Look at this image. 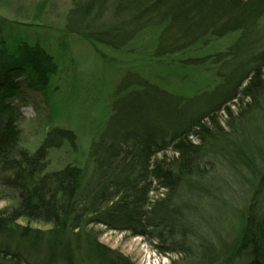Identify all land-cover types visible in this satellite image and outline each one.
<instances>
[{
  "label": "trees",
  "instance_id": "trees-1",
  "mask_svg": "<svg viewBox=\"0 0 264 264\" xmlns=\"http://www.w3.org/2000/svg\"><path fill=\"white\" fill-rule=\"evenodd\" d=\"M72 5L68 28L88 39L114 51L126 45L140 49L144 60H150L148 46L154 45L152 58L164 68L209 64L221 82L186 98L135 74L131 83L138 81L139 91L155 99L131 107L133 115L125 114L117 129L106 127L93 144L87 178L76 164L48 169L51 150L65 143L75 148L71 130L51 129L34 151L21 145L14 104L21 80L48 86L57 69L53 58L24 42L14 52L0 46V201L6 204L0 209V264H78L81 249L88 264H131L100 243L96 226L156 241L161 254H183L170 264H264V172L256 162L257 155L264 160V144L245 136L250 130L264 133V0H72ZM231 34L236 37L224 51L193 54ZM257 119L261 123L253 124ZM220 169L256 187L236 236L213 249L200 247L199 254L185 237L162 245L174 237L177 219L166 214L165 199L151 202L150 193L165 189L174 198L209 192L215 184L222 187ZM186 230L180 223L182 236Z\"/></svg>",
  "mask_w": 264,
  "mask_h": 264
},
{
  "label": "rangeland",
  "instance_id": "rangeland-1",
  "mask_svg": "<svg viewBox=\"0 0 264 264\" xmlns=\"http://www.w3.org/2000/svg\"><path fill=\"white\" fill-rule=\"evenodd\" d=\"M72 6V0H0V46L9 52H14L21 42L40 46L53 58L57 67L45 88L39 89L29 77L21 80V93L14 101L20 111L21 145L34 151L51 129L71 130L76 138L75 148L65 143L51 150L48 169L57 170L69 163L76 164L86 169L89 178L88 159L93 144L105 134L106 127L117 129L125 114L133 115L131 107L139 102L146 106L148 101L155 99V96L139 91L138 81L131 83L135 74L174 96L186 98L211 91L221 79L209 64L205 67L182 68L180 65L164 68L162 62L157 64L156 58H152L154 45L148 46L146 56L150 60H144L140 49L136 51L126 45L114 51L88 39L86 35L68 28ZM234 36L231 34L207 47H199L193 54L203 57L224 51L232 44ZM150 41L151 38L147 43ZM130 83L133 86H129ZM149 108H153L152 105L146 109L153 111ZM224 120L222 117L221 125H224ZM257 123L261 121L257 119L253 124ZM245 136L252 143L264 144V133L258 135V132L250 130ZM193 141L197 140L193 138ZM166 155L171 157L173 152L169 150ZM162 156L157 155L159 158ZM256 162L259 170L264 172V160L260 155H257ZM219 173L223 179L222 187L215 184L209 192H186L174 198L167 195L165 189L150 193L151 202L165 199L166 214L177 219L173 222L174 237L164 240L162 245L171 241L181 243L185 237L186 245L194 254H199L200 247L204 249L206 245L213 249V246L218 247L236 236L247 198L256 187L233 181L232 176L225 175L224 169ZM246 177L252 178V175L246 173ZM226 200L228 204L224 203ZM5 205L0 201V209ZM158 209L159 206L156 214ZM176 209L177 214L174 213ZM180 223L187 229L184 236L179 232ZM95 231H101L99 241L102 245L131 264H170L172 259L183 257V254H161L155 248L156 241L132 235L129 231L108 230L103 226H96ZM76 258L78 264H88L83 249L76 253Z\"/></svg>",
  "mask_w": 264,
  "mask_h": 264
}]
</instances>
